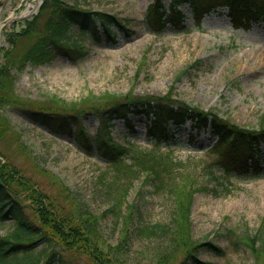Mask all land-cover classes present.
<instances>
[{
  "label": "rangeland",
  "instance_id": "1",
  "mask_svg": "<svg viewBox=\"0 0 264 264\" xmlns=\"http://www.w3.org/2000/svg\"><path fill=\"white\" fill-rule=\"evenodd\" d=\"M27 1L0 0V23L10 18V12L17 15ZM79 1L85 8L112 15L127 30L112 26L115 35L111 41L98 19V38L89 30L73 26L71 39H77L82 47L75 48L70 55L58 54L47 63L25 62L19 66L13 62L26 41L18 38L5 58L4 48L11 47L14 41L7 40L14 24L4 26L0 66L8 61V78L0 89V97L5 95L8 101L0 106V157L19 167L54 202L66 205L69 194H75L97 215L116 199L120 184L127 189L122 207L126 202L134 204L135 209L128 244L117 252L119 257L125 259V264H185V248L170 245L166 237H146L138 232L137 225L167 221L173 210L168 186L189 175L202 180L209 160L230 159L237 153L207 152L212 143L208 132L196 135L194 144L182 140L155 147L145 135L150 118L145 120L141 114L129 113V123L113 119L107 128L112 139L132 143L134 150L130 155L134 153L142 160L145 153L141 163L160 169L158 177L145 182V170L132 156L123 161L127 168L115 167L95 152L81 148L73 134L57 133L31 119L28 111L56 108L65 113L76 112L71 121L78 119L76 125L83 126L87 135L93 137L98 131V119L88 113L91 107L111 105L128 92L162 97L171 90L174 100L214 112L231 124L256 129L264 123V23L251 22L249 26L235 28L226 17L227 9L218 8L205 15L199 26L187 17L185 29L166 26L156 33L146 21L153 0ZM162 1L167 5L170 0ZM41 5L30 19L38 14ZM179 8L190 14L187 5ZM45 18L44 12L36 23L42 24ZM76 125L70 123L75 135ZM179 135L186 139L183 131ZM258 146L264 153V143ZM258 166L261 177L232 179L234 185L227 194L215 196L204 190L194 193L193 238L210 241L221 249L199 247L195 254L202 262L254 264L253 254L237 237L260 226L264 229V155ZM212 168L217 169L218 165ZM112 218L108 213L100 219L103 249L112 248L119 239L120 225ZM14 226L12 220L0 221V235L11 232ZM188 261L187 264H193ZM260 261L264 263L263 256ZM60 264L92 261L84 253L68 250L62 251Z\"/></svg>",
  "mask_w": 264,
  "mask_h": 264
},
{
  "label": "trees",
  "instance_id": "2",
  "mask_svg": "<svg viewBox=\"0 0 264 264\" xmlns=\"http://www.w3.org/2000/svg\"><path fill=\"white\" fill-rule=\"evenodd\" d=\"M183 4L188 6L189 15L179 8ZM219 7L227 9L226 17L235 28L249 26L251 22L264 21V0H170L167 5L162 0H153L147 9L146 21L151 31L156 33L166 26L185 29L183 23L187 17L192 19L195 26H199L205 14ZM44 12L46 18L42 24L36 23L37 18ZM97 19L103 26L105 36L111 41H114L115 35L112 26L126 29L112 15L85 8L79 0H43L38 14L33 19L26 20V26L21 28L19 33H12L13 44L4 48V56L7 58L10 55L20 37L25 39L26 45L13 64H43L58 54L70 55L75 48L82 47L77 39H71V27L89 30L98 38L100 33L96 28ZM7 64L8 61L0 66V89L5 87L4 82L8 78ZM171 93L170 90L165 96L158 97L128 92L111 105L91 107L88 113L98 119V131L93 137L87 135L83 126L76 125L78 119L73 118L74 121H71L72 117L77 116L76 112L65 113L56 108H37L28 111V115L52 131L73 134L81 148L95 152L99 158L114 164L115 167L119 165L127 168L128 165L123 161L132 156L137 165L145 170V182L158 177L160 169L141 163L145 153L142 154V160L134 153L130 155L134 145L113 140L107 131L111 120L115 118H124L129 123V112L145 113L148 119L154 117L146 124L145 130L147 141L152 146L159 147L169 141L182 140L194 144L196 135L208 132L212 143L206 149L207 152L233 150L237 153L230 159L209 160L205 164V179H193L192 175H189L181 182L168 186L173 210L167 221L137 225L138 232L146 237H166L170 245L185 248L183 263L187 264L190 260L193 264H212L202 262L195 254L197 249L204 245L212 251L221 249L210 241L201 242L193 238V195L199 190L215 196L227 194L234 185L232 179L250 180L262 176L258 164L264 153L258 149L257 143L264 140V123L261 122L256 129L231 124L214 112L203 111L183 101L172 99ZM7 101L5 95L1 96L0 106ZM71 122L76 125V135L70 130ZM181 131L186 133V139L180 138ZM214 165H218V168H212ZM160 184L156 185L163 187ZM118 190L116 199L104 213L97 215L75 194L71 196L68 193L69 201L66 205L54 202L24 175L19 167L0 157V221L12 220L15 224L11 232L0 235V264H60L62 251L68 250L86 254L92 264H125V259L119 257L117 252L127 247L131 232L129 225L135 208L134 204L126 202L125 207H122L127 189L119 184ZM108 213L112 215L114 222L120 225V235L114 247L103 249L100 219ZM237 241L253 254L254 264H264L260 261V258L264 257L262 226L253 232L246 231L245 234L239 235Z\"/></svg>",
  "mask_w": 264,
  "mask_h": 264
},
{
  "label": "water",
  "instance_id": "3",
  "mask_svg": "<svg viewBox=\"0 0 264 264\" xmlns=\"http://www.w3.org/2000/svg\"><path fill=\"white\" fill-rule=\"evenodd\" d=\"M41 2H42V0L39 1V4H41ZM39 4H38L36 10L31 11L30 13H28L26 15H21L22 11H20L18 15H14V16H12L10 18H6L2 23H0V46L2 44L1 41H3L2 30H3L4 26H7V25L11 24L12 22H14L15 23V28L14 29H15V31L18 32L21 27H25V23H22L21 25H19V22L30 18L37 11V9L39 7ZM7 40L11 41L12 37L9 36L7 38Z\"/></svg>",
  "mask_w": 264,
  "mask_h": 264
},
{
  "label": "bare ground",
  "instance_id": "4",
  "mask_svg": "<svg viewBox=\"0 0 264 264\" xmlns=\"http://www.w3.org/2000/svg\"><path fill=\"white\" fill-rule=\"evenodd\" d=\"M39 1L40 0H33V1L28 0L26 2L24 9L21 12V15H26V14L30 13L31 11L36 10V8L39 4ZM10 14H12V13L10 12Z\"/></svg>",
  "mask_w": 264,
  "mask_h": 264
}]
</instances>
